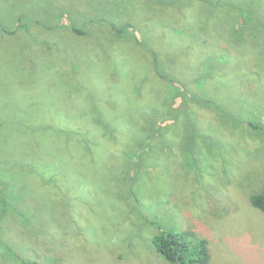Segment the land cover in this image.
I'll list each match as a JSON object with an SVG mask.
<instances>
[{
    "label": "rangeland",
    "instance_id": "obj_1",
    "mask_svg": "<svg viewBox=\"0 0 264 264\" xmlns=\"http://www.w3.org/2000/svg\"><path fill=\"white\" fill-rule=\"evenodd\" d=\"M5 159L23 200L0 264H170L158 224L264 264V0H0Z\"/></svg>",
    "mask_w": 264,
    "mask_h": 264
},
{
    "label": "trees",
    "instance_id": "obj_2",
    "mask_svg": "<svg viewBox=\"0 0 264 264\" xmlns=\"http://www.w3.org/2000/svg\"><path fill=\"white\" fill-rule=\"evenodd\" d=\"M239 1V0H236ZM238 2H233V5H237ZM232 4V3H231ZM245 11V9H242L240 12L241 14ZM133 28L132 23L124 21L119 27L118 30L120 31H126L127 29ZM170 77V76H169ZM163 78H168L167 75H163ZM179 92H182L180 88L178 89ZM177 96V95H174ZM258 103L252 102L250 110H252ZM151 112V111H150ZM249 127L255 128L256 126L251 122L250 124L247 123ZM153 128V129H152ZM143 139L148 140L151 139L155 134V128L154 127H145L143 128ZM57 133H59L57 131ZM61 133V131H60ZM144 141V142H145ZM146 151L147 148H144ZM144 151V152H145ZM149 151V150H147ZM144 152H141L139 155L145 156L146 154ZM88 153H85L87 155ZM198 160V159H197ZM199 162H205V159L200 158L198 160ZM206 163V162H205ZM3 167H0V207H3L5 211L0 214V239L3 236L5 230L8 228V224L3 223L4 216L8 213L9 215L12 214L9 209L14 206L15 209H13V212L19 216V213L17 212L16 207H20L17 205V203L21 202L23 200V197L16 191L15 188L12 186V182L15 184L16 178L15 173H12V169H19L20 167L13 165L9 160L5 159V162L2 164ZM27 164H25L23 167L21 165V168H25V171H27L26 168ZM257 172L258 168H255ZM39 174L36 173L34 176L32 172H29V179L25 180V184L22 182L20 184L26 185L28 191L33 193H40L44 191L43 189V183L39 180ZM261 174L264 177V170L261 171ZM26 175V174H24ZM58 171H53L50 175V178H57L55 182L51 183L52 190L56 189L58 186L63 188L62 185L58 182ZM74 185L76 183L74 182ZM12 188L14 189L12 191ZM136 190V189H135ZM135 190H133L135 192ZM9 195H6L5 193H9ZM5 192V193H4ZM216 195V191H214L213 194H211V198L213 199ZM251 203L254 207L258 208L263 214H264V182L262 183L261 189L259 191L251 194ZM62 200H64L62 198ZM215 200L217 201L216 197ZM231 202V201H230ZM232 205V202L230 206ZM226 206V207H230ZM16 216V215H14ZM155 224V223H154ZM4 226V228H3ZM158 227L160 228V234L156 235L153 239V244L160 254L166 261H168L170 264H209L211 261V249H210V241L207 236V234L199 235L198 231L195 229H188V230H182V231H176V230H166L163 228L162 224H158ZM198 228V226L196 227ZM6 233V232H5ZM206 236V237H205ZM12 245H15L19 252L21 251L22 243L17 242L16 240L14 242H11ZM26 249H29V247L26 245ZM23 256L27 257L25 254H22ZM19 259L20 264H38L37 262L30 261L28 259L23 258L22 256ZM14 260V258H12ZM54 263V261L50 262ZM55 264H67L64 263L62 260H59Z\"/></svg>",
    "mask_w": 264,
    "mask_h": 264
},
{
    "label": "clouds",
    "instance_id": "obj_3",
    "mask_svg": "<svg viewBox=\"0 0 264 264\" xmlns=\"http://www.w3.org/2000/svg\"><path fill=\"white\" fill-rule=\"evenodd\" d=\"M211 258H212V256H211Z\"/></svg>",
    "mask_w": 264,
    "mask_h": 264
},
{
    "label": "bare ground",
    "instance_id": "obj_4",
    "mask_svg": "<svg viewBox=\"0 0 264 264\" xmlns=\"http://www.w3.org/2000/svg\"><path fill=\"white\" fill-rule=\"evenodd\" d=\"M92 137V136H91Z\"/></svg>",
    "mask_w": 264,
    "mask_h": 264
}]
</instances>
